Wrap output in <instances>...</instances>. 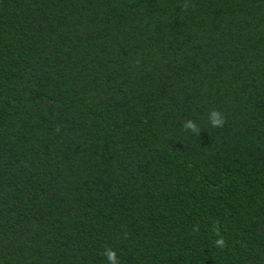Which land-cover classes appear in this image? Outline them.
<instances>
[{"label": "trees", "instance_id": "16d2710c", "mask_svg": "<svg viewBox=\"0 0 264 264\" xmlns=\"http://www.w3.org/2000/svg\"><path fill=\"white\" fill-rule=\"evenodd\" d=\"M106 247L264 264V0H0V264Z\"/></svg>", "mask_w": 264, "mask_h": 264}, {"label": "clouds", "instance_id": "9594fccd", "mask_svg": "<svg viewBox=\"0 0 264 264\" xmlns=\"http://www.w3.org/2000/svg\"><path fill=\"white\" fill-rule=\"evenodd\" d=\"M187 6H188L187 4L184 5L185 8H187ZM207 121L210 127L212 128L223 127L224 124L227 122L225 114L215 108L211 109L208 112ZM182 129L183 131L195 134L196 136H199L201 133L200 125L191 119L184 121L182 125ZM213 229L217 236V239L214 241V246L218 249L223 250L227 246V242L220 233L219 225L218 224L213 225ZM198 230H199L198 228H194V231H198ZM103 255L107 260V264H120L119 258L117 257L115 250L106 247L104 249Z\"/></svg>", "mask_w": 264, "mask_h": 264}]
</instances>
